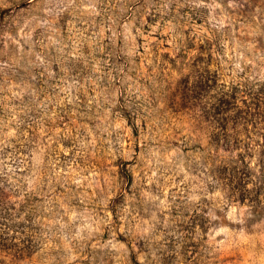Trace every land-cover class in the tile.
<instances>
[{
	"label": "rangeland",
	"instance_id": "1",
	"mask_svg": "<svg viewBox=\"0 0 264 264\" xmlns=\"http://www.w3.org/2000/svg\"><path fill=\"white\" fill-rule=\"evenodd\" d=\"M0 264H264V0H0Z\"/></svg>",
	"mask_w": 264,
	"mask_h": 264
},
{
	"label": "trees",
	"instance_id": "2",
	"mask_svg": "<svg viewBox=\"0 0 264 264\" xmlns=\"http://www.w3.org/2000/svg\"><path fill=\"white\" fill-rule=\"evenodd\" d=\"M127 179H129L130 177L127 175V177H126Z\"/></svg>",
	"mask_w": 264,
	"mask_h": 264
}]
</instances>
